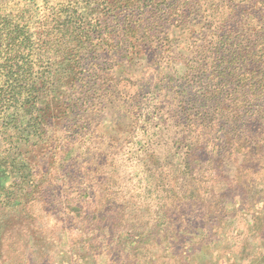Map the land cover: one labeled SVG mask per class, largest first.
Returning <instances> with one entry per match:
<instances>
[{
	"label": "trees",
	"instance_id": "obj_1",
	"mask_svg": "<svg viewBox=\"0 0 264 264\" xmlns=\"http://www.w3.org/2000/svg\"><path fill=\"white\" fill-rule=\"evenodd\" d=\"M185 4L184 0H46L40 19H25L19 10L0 14V141L6 149L0 150V225L27 202L22 178L31 172V160L25 155L15 151L13 158L8 156L16 138L6 136L13 132L28 136L27 128L35 127L41 117L36 113L44 111L38 110L39 96L46 83L54 85L51 69L64 61L76 63L87 50L95 56L104 51L113 59V71L104 73L107 87L127 97L125 101L132 102L138 91L156 96L158 125L151 144L159 147L168 141V146H177L173 150L182 144L192 149L187 153L193 156L214 146L205 170L210 171L208 192L219 195L210 204L213 218L222 223L216 239L199 248L203 253L199 257L207 256L213 242L227 239L233 243L234 256L253 252L256 264L264 263V0L213 4L197 0L189 8ZM106 14L118 33L101 27ZM191 14L194 20L189 24ZM234 16L246 18L245 28L228 27L237 22ZM8 51L15 60L6 59ZM115 51L126 61L120 70ZM138 57L155 63L137 68ZM157 59L165 65L160 67ZM154 66L161 68L155 71V92L147 81L137 84L138 74L150 77ZM122 71L129 77L123 78ZM27 104L34 109H27ZM170 226L164 228H175ZM182 231L184 237L189 235ZM54 244L38 242L29 254L14 260L7 251L10 245L0 241V264H59L63 256ZM92 258L86 256L78 264H93ZM153 258L158 260L150 256L146 264H155Z\"/></svg>",
	"mask_w": 264,
	"mask_h": 264
},
{
	"label": "rangeland",
	"instance_id": "obj_2",
	"mask_svg": "<svg viewBox=\"0 0 264 264\" xmlns=\"http://www.w3.org/2000/svg\"><path fill=\"white\" fill-rule=\"evenodd\" d=\"M45 1L0 0V14L19 10L25 19H40ZM184 1L189 8L197 0ZM109 15H104L101 27L118 33ZM234 17L237 22L228 27L245 28L246 18ZM189 18L192 24L194 15ZM102 52L95 56L87 50L76 63L64 61L51 69L54 85L46 83L39 96L38 110L44 111L35 112L41 115L35 127L27 128L28 136L14 132L6 136L16 138L8 156L13 158L15 151L25 155L31 160V172L22 178L27 202L0 225L1 244L10 245L7 251L19 260L18 255L29 254L38 242L55 241V251L63 256L59 264H78L86 256H93V264H146L154 255L155 264H256L253 252L234 256L233 243L227 239L213 242L207 256L199 257V248L216 239L222 223L213 218L210 204L219 195L208 192L210 171L205 170L214 146L193 156L187 153L192 149L182 144L177 150L168 141L159 147L151 144L158 125L156 96L138 91L132 102L125 101L127 97L107 87L104 73L113 68V59ZM117 54L120 70L127 65L124 55L113 52ZM6 59L15 56L8 51ZM135 62L139 68L154 60L138 57ZM156 62L165 65L160 59ZM149 70L150 77L138 74L137 84L147 81L155 92V71L161 68ZM26 119L25 115L22 121ZM1 143L0 150L6 152ZM171 224L175 228H164ZM182 229L193 235L184 237Z\"/></svg>",
	"mask_w": 264,
	"mask_h": 264
}]
</instances>
